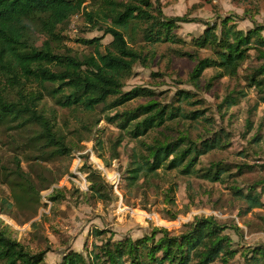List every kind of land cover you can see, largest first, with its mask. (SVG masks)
<instances>
[{"label":"rangeland","instance_id":"rangeland-1","mask_svg":"<svg viewBox=\"0 0 264 264\" xmlns=\"http://www.w3.org/2000/svg\"><path fill=\"white\" fill-rule=\"evenodd\" d=\"M150 2L165 17L184 16L189 21L177 23L172 29L175 43L144 41L145 26L139 22L131 23L127 30L128 44L142 53L143 61L135 64L132 75L124 80L123 91L142 88L152 95L108 111L99 105L92 113L62 109L54 99L45 97L39 107L55 120L66 138L70 148L66 156L52 157L50 153L40 156L30 141L38 131L36 126L21 129L15 123H5L0 127V229L30 253L44 252L45 264H60L69 252L79 253L90 263L93 253H99L96 247L108 240L136 241L151 236L157 229L176 236L185 225L202 217H214L221 224L238 229L228 228L224 232L231 239L232 249L237 251L227 264H243V255L249 249L264 247V206L245 212L246 204L234 193L239 189L246 194L251 187L259 193L264 184V104L247 80L264 64L259 53L264 54V48L259 50L251 42L248 58L236 77L213 80L217 71L206 69L197 86L189 79L195 62L180 56L182 53L200 58L212 56L211 51L196 49L190 42L207 27H214L219 35L226 19H229L227 26L233 24L243 33L262 27L260 35L264 37V0ZM88 4L86 1L84 5ZM92 7L87 6V10ZM58 30L63 38L57 49L61 52L69 49L77 56L94 52L79 43L80 39L99 38L101 52L112 39L102 30L90 28L81 14L71 17ZM182 91L191 93L190 101L178 100ZM225 99H234L236 104L228 108ZM151 100L165 107H180L185 114L199 111L207 120L169 121L138 139L121 131L118 121L107 120ZM181 133L192 140L215 134L222 138L223 146L199 157L193 174L158 170L151 177L140 176L130 183L128 170L133 151L137 157L143 156V144L150 145L163 136L176 140ZM255 138H259L258 143L253 142ZM17 161L38 191V197L12 188L8 182L14 178ZM215 164L228 169L219 182L203 178ZM84 167L90 170H83ZM90 171L97 172L104 182L102 200L89 191ZM14 181L19 183L18 179ZM47 184L51 186L41 191ZM54 189L60 192L56 195ZM54 195L57 199L51 201ZM160 237L156 233L155 240Z\"/></svg>","mask_w":264,"mask_h":264},{"label":"trees","instance_id":"trees-1","mask_svg":"<svg viewBox=\"0 0 264 264\" xmlns=\"http://www.w3.org/2000/svg\"><path fill=\"white\" fill-rule=\"evenodd\" d=\"M86 1H89L88 5H84ZM87 6L93 7L87 10ZM79 14L90 28L102 30L112 38L103 52L100 51L99 38L78 40L93 48V54L77 56L69 49L64 52L57 49L63 38L58 28ZM227 20L223 22L219 35L214 27H207L201 36L190 42L196 49L211 51L212 56L180 55L195 62L189 75L195 86L206 69L217 71L213 80L236 77L238 69L248 58L251 42L259 50L264 48V37L260 35L262 27L243 33L233 24L227 26ZM136 22L145 26L144 41L175 43L177 40L171 34L172 29L177 27V23L189 21L184 16L165 17L150 0H0V127L5 123H15L21 129L36 126L38 131L30 139L35 151L40 156L48 153L52 157L66 156L70 152L66 138L55 120L39 107L45 97L54 99L62 109L92 113L99 105L108 111L141 96L152 95L151 91L142 88L123 91L124 80L132 75L135 64L143 61L142 53L126 40L127 30ZM41 38L44 40L38 45ZM259 53L264 58V54ZM247 80L249 86L260 94L259 100L264 104V64L248 75ZM209 86L211 82L207 88ZM179 97L178 100L186 102L192 98L186 91L180 92ZM224 103L228 108L236 104L234 99H225ZM179 119L194 123L207 120L199 111L185 114L180 107H165L152 100L107 118L111 122L118 121L120 130L132 139ZM258 141L259 138L253 139L254 143ZM143 146L145 155L137 157L133 151L128 170L130 183H135L140 176L151 177L158 170H178L185 176L193 174L199 157L222 147L223 140L215 134L192 140L181 133L176 140L170 141L163 136ZM15 168L14 178L8 181L12 188L38 197V191L18 161ZM86 169L90 170L83 168ZM227 172V167L215 164L203 178L219 182ZM16 179L19 183L14 181ZM88 179L89 191L102 200L103 180L95 171H90ZM49 186L51 184L42 186L40 190ZM53 191L56 195L60 192L58 189ZM234 193L246 204L245 212L264 206V184L259 193L253 187L246 194L239 189ZM56 195L50 200L55 201ZM228 228L238 231L236 227L221 224L214 217L195 218L179 235L170 236L166 230L157 229L151 236L136 241L108 240L96 247L99 253H93L90 263L79 253L69 252L60 264H213L216 261L227 264L237 253L232 249L230 237L224 233ZM158 232L161 237L155 240ZM43 256L44 252L30 253L0 229V264H45ZM243 264H264V247L249 249L243 255Z\"/></svg>","mask_w":264,"mask_h":264}]
</instances>
